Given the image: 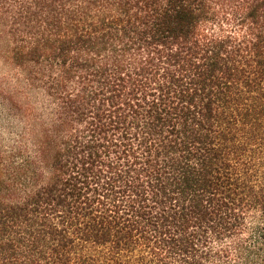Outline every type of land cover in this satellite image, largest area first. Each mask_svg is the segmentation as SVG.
<instances>
[{
	"label": "trees",
	"instance_id": "16d2710c",
	"mask_svg": "<svg viewBox=\"0 0 264 264\" xmlns=\"http://www.w3.org/2000/svg\"><path fill=\"white\" fill-rule=\"evenodd\" d=\"M0 38L61 105L0 264H264V0H0Z\"/></svg>",
	"mask_w": 264,
	"mask_h": 264
},
{
	"label": "clouds",
	"instance_id": "9594fccd",
	"mask_svg": "<svg viewBox=\"0 0 264 264\" xmlns=\"http://www.w3.org/2000/svg\"><path fill=\"white\" fill-rule=\"evenodd\" d=\"M0 58V152L36 144L38 134L59 119L61 105L47 88Z\"/></svg>",
	"mask_w": 264,
	"mask_h": 264
},
{
	"label": "rangeland",
	"instance_id": "374dc122",
	"mask_svg": "<svg viewBox=\"0 0 264 264\" xmlns=\"http://www.w3.org/2000/svg\"><path fill=\"white\" fill-rule=\"evenodd\" d=\"M6 50L7 42L0 38V58L5 59ZM10 164L14 165V149L11 152H0V177H8V173H11Z\"/></svg>",
	"mask_w": 264,
	"mask_h": 264
}]
</instances>
